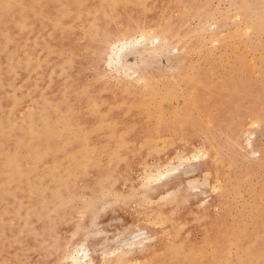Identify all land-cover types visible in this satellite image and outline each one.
Returning <instances> with one entry per match:
<instances>
[{"label":"rangeland","instance_id":"rangeland-1","mask_svg":"<svg viewBox=\"0 0 264 264\" xmlns=\"http://www.w3.org/2000/svg\"><path fill=\"white\" fill-rule=\"evenodd\" d=\"M0 264H264V0H0Z\"/></svg>","mask_w":264,"mask_h":264},{"label":"bare ground","instance_id":"bare-ground-1","mask_svg":"<svg viewBox=\"0 0 264 264\" xmlns=\"http://www.w3.org/2000/svg\"><path fill=\"white\" fill-rule=\"evenodd\" d=\"M20 24H22V23H20ZM20 24H19V26H20ZM16 25H17V24H16ZM22 26H23V24H22ZM20 30H21V29H20ZM144 34H145V32H144ZM144 34L141 32L139 36H140V37H144ZM126 41L128 42V40H126L125 38H124V39H121V40H118V41H115L111 47L114 49V48H116V47L119 46V47H121V49H122V48L124 47V45L126 44ZM125 46H126V45H125ZM4 47H5V46H4ZM4 49H5V48H3L2 50H4ZM2 50H1V51H2ZM10 54H11V53H10ZM10 54H9V55H10ZM116 56H117V58H118V57L120 56V52L117 53ZM9 60L11 61L10 58H9ZM7 61H8V60H7ZM9 63H10V62H9ZM66 63L68 64L69 61H68V62L66 61ZM17 64H18V63H16V65H17ZM8 68H9V67H8ZM35 87H37V86H35ZM13 90H14V89H13ZM35 103H36V102H35ZM162 106H163V105H162ZM167 169H169V168H167ZM167 169H165L164 172H166V171L168 172V171L170 170V169H169V170H167ZM162 174H163V172H162ZM61 220H62V219H61ZM79 250H80V249H79ZM83 252H84V251H83ZM84 256H85V255H84ZM84 256H83V257H84ZM77 257H78V256H77ZM72 258H75V256H73ZM80 259H82V258L80 257ZM73 261H79V260L74 259ZM80 261H81V260H80Z\"/></svg>","mask_w":264,"mask_h":264}]
</instances>
